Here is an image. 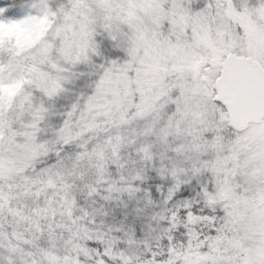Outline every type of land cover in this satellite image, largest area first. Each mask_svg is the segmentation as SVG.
I'll list each match as a JSON object with an SVG mask.
<instances>
[{
    "label": "snow or ice",
    "instance_id": "snow-or-ice-1",
    "mask_svg": "<svg viewBox=\"0 0 264 264\" xmlns=\"http://www.w3.org/2000/svg\"><path fill=\"white\" fill-rule=\"evenodd\" d=\"M0 264H264V0H0Z\"/></svg>",
    "mask_w": 264,
    "mask_h": 264
}]
</instances>
